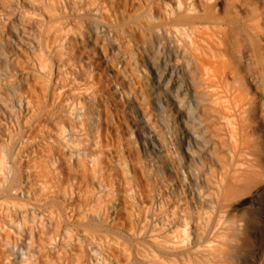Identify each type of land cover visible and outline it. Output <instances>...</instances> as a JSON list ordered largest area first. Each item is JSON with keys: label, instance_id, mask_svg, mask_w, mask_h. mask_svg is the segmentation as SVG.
Here are the masks:
<instances>
[{"label": "rangeland", "instance_id": "rangeland-1", "mask_svg": "<svg viewBox=\"0 0 264 264\" xmlns=\"http://www.w3.org/2000/svg\"><path fill=\"white\" fill-rule=\"evenodd\" d=\"M29 1L35 7L24 3L17 7L14 5L15 0H0L2 11H12L13 7L9 9L6 6L8 3L18 8L23 20L16 26L24 27L18 30L10 25L8 19L16 22L15 17L0 19V51L3 57L0 58V71H4L7 65L9 74L13 75L9 78L1 77L0 74V93L7 97L13 85L17 95L31 100L30 104H22L17 115L19 125L13 118V126L9 120L6 121L9 128L6 133L9 153L7 159L5 157L6 170H1L0 183L4 185L12 171L18 173L17 179L20 180L6 192L1 191V187L6 184H0V264H18L8 256L12 241L17 244L23 242L25 246L28 242L26 249L29 253L32 251L30 256L35 258L32 260L29 256L25 264H90L85 252L86 241H97L99 247H103H100V251L104 252L101 251V255H108L104 264H130L127 263L129 259L126 258L125 249L131 247L133 257L136 256L133 251L136 239L130 230L136 208L131 197L135 192L138 193V189L147 192L152 186L161 184L155 171L156 157L149 149L147 140L142 137L143 131L138 121L143 122V129L150 131L155 141L159 142L161 157L173 166L177 161L183 163L186 157L184 149L177 148L176 139L184 132V126L194 128L195 124L191 118H183V122L178 120V112L174 108L176 100L170 97H167L164 111L157 112L148 91L151 71H136L127 67V54L121 53L122 56H119L121 54H117L114 43L113 49H109L100 33L89 31L87 38H81L83 40L70 37L71 0H66L69 5L65 0ZM218 5L224 8L226 0H219ZM235 6L239 7L241 16L252 19L256 27L254 30L230 33L227 59L233 69L215 73L208 83L193 87L197 94L193 109L198 115L193 119L202 123L207 139L214 143L209 145V152L219 161V165L213 163V168L228 176L227 181L231 185L226 201L228 209L236 217L243 218L257 213L264 190V0H235ZM17 38H23L25 42ZM6 58L7 62L4 61ZM47 58L48 66H44L43 71L38 70V61ZM50 64L59 67L49 73ZM45 74L51 75L48 77ZM86 80L93 81L87 94L93 98L95 116L98 118L95 117L93 131L90 132L86 124H79V120H73L67 112L70 99L84 93L81 88H73ZM59 86L61 90L58 92L56 87ZM179 97L178 94L175 99ZM214 102L220 105L239 103L246 109L239 113L236 111L230 117L235 126L231 157L225 154L221 141L225 136V125L221 120L224 113L210 105ZM2 109L0 104L1 126L4 125ZM70 124L75 125L77 132L80 129L78 133L86 136L83 137L84 142L97 140L99 150L89 152L97 154L98 151L101 173L97 172L99 168L96 171L91 162H87L90 161L89 155L79 156L81 153L77 155L65 146L59 129L61 125L68 128ZM170 141L175 144L171 145ZM82 156H86L87 160ZM6 165H10L9 170ZM3 172H6V177H3ZM101 179L106 187L102 191L106 192L97 201L95 183ZM22 189L25 193L28 191L29 195H21L19 191ZM25 202L27 205H24ZM16 205L27 209L26 225L21 229L23 234L14 228L19 211ZM91 205L96 206L98 211L91 210ZM49 212L50 215L47 214ZM33 214L38 216L39 221ZM33 220L44 226L32 223ZM128 221L132 224L129 225ZM50 233H55V237ZM48 236L53 241L50 242ZM248 238L253 246L260 241L264 244V232L250 231ZM111 240L115 243H110ZM53 243L60 245L57 250L52 248L55 245ZM235 243L241 246L243 239L237 237ZM77 256L80 262L75 261Z\"/></svg>", "mask_w": 264, "mask_h": 264}, {"label": "bare ground", "instance_id": "bare-ground-1", "mask_svg": "<svg viewBox=\"0 0 264 264\" xmlns=\"http://www.w3.org/2000/svg\"><path fill=\"white\" fill-rule=\"evenodd\" d=\"M12 1L14 2V0ZM22 3L30 7H35V4L29 0H15L14 5L20 7ZM218 3L219 0L70 1L71 6L69 13L71 14L72 20L70 37L72 36L74 40L76 38L84 39V37L87 38L86 34L89 31L100 33L105 39L106 45L109 46V49H113L114 43L117 49L116 51L118 52H116L117 54H127L125 56L127 67L136 71L143 70L144 72V70L147 69L151 71V79H149L151 86L148 87V91L151 94V99L154 101L157 112L164 111L168 102L167 97H170L176 100L174 102V108L178 112L176 113L178 120H182L183 122V118H191L195 124L194 128L184 126V132H181L176 139V143L178 144L177 148L184 149L186 157L183 163L177 161L173 166L165 158L163 159L161 157L162 150L159 142L155 141L150 131L143 129L145 124L138 121L143 131L142 137L147 140L149 149L156 157L155 171H157V176L161 184L152 186L147 192L140 188L141 190L138 189V193L135 194V192L131 197L132 202L134 201L135 204L134 208H136V210L134 209V224L130 226V230H132L131 232L134 233L136 239V245L134 243L135 249L133 250L136 256L133 257V252L130 250L131 247H127L125 249L126 258L129 259L127 263L264 264V244L260 241L256 246H253L248 238V232L250 231L260 234L264 232V190L259 200L258 211L255 215H249L243 218L233 215L228 209V204L226 202L229 188H231V185L227 181L228 176L225 172L219 173L213 168V163L219 165V161L209 152V145H213L214 143H210L207 139L206 134L203 132L205 127L202 123L197 119H193L198 117L193 109V101H197V94L193 90V87L195 85H204L208 83L211 76L215 73L226 72V70L233 69V65H231V62L227 59V40L230 33L233 34L243 30H254L256 27L252 19L243 18L241 16L239 7L235 6V0H226L224 8H221ZM66 4L69 5V2ZM6 6L8 8L13 7V9L8 13L0 9V19L3 18V20H6L8 16L15 17L16 22L8 19L10 25L18 30H23V26H16L17 23H21L23 20L18 8L13 6V3H8ZM6 6L4 8H6ZM63 10H65V7H63ZM65 32L67 33L68 31ZM17 39L22 43L25 42L23 38ZM120 40L123 42L119 43L118 41ZM122 54L119 56H122ZM0 58H3L1 51ZM4 61L7 62L8 59L6 58ZM46 62L48 63V58L47 60H39L37 69L43 71L44 66L47 65ZM59 63L60 62H58V64ZM58 67L59 65L50 64L49 73H51L53 69L57 70ZM9 69L10 68L6 65V69L0 71L1 77L7 76L10 78V76H13L9 74ZM13 73L16 74V72ZM45 75L50 77L51 74ZM74 75L72 78H74ZM92 82L93 81L89 80L81 81L78 86L73 88L77 90L81 88L84 90L82 91L84 93H81V95H78L74 99H70L67 110L73 120H79V124H86L88 126L86 128L89 129L87 131L89 132L93 131L92 126L94 125L96 117V107L94 106L93 98L87 94L88 87H90ZM56 90L59 92L61 86L56 87ZM11 93L12 96H9ZM17 94V90L13 85L9 88L7 97L3 95V93H0V104L3 107L1 118L4 124V127L0 125V171L6 170L4 169L5 164H7L5 157L9 153L6 140V133L9 128H7L6 121L9 120L11 126H13V122L11 121L13 118L16 120V124L19 125L17 115L20 114L22 104L25 103L27 105L31 102V100L27 98L24 99L21 95ZM178 94L180 97L175 99L178 97ZM173 95L176 97L173 98ZM232 104L233 105H220L216 102L210 103L214 109H220L224 113L221 120L225 125V136L221 141L225 148V154L228 157H231L232 154L231 147L233 146V135L235 130V126L230 121V117L237 113L236 111L239 113V111L242 112L246 110L242 104ZM96 115H98L97 111ZM96 119L98 118L96 117ZM59 131L60 134H62V139L68 150H72L71 152H75L77 155L81 153L79 156L89 155L90 161L87 162H91L90 164L93 169L97 171L101 168L102 165L100 163L98 151L96 152L97 154L89 152L99 147L97 140L93 139L95 140L93 141L91 139V141L84 142L83 137L86 136H84V134L82 136V133H78L80 129L77 132L73 124H70L68 128L65 127V125H61ZM170 143L171 145L175 144L173 141H170ZM82 157L87 160L86 156ZM99 165H101L100 168ZM9 166L7 167L6 165L7 170H9ZM101 169L97 172H100ZM8 172L9 171H7V173ZM12 172L9 176L10 178L4 183V185L6 184L5 186L0 183L1 186H4L3 188L0 186L2 192L8 191L13 188L14 185L16 186L15 183L18 180L16 174L18 173L14 171L12 174ZM4 173L6 172H3L2 175H5ZM99 176L101 177V174H99ZM3 177H6V175ZM102 179L96 180L95 183L97 201L106 192L102 191L105 187ZM95 188L93 187L92 189L94 190ZM27 192L28 191L25 193L23 189L19 191L21 195H29ZM91 194L93 195V191H91ZM105 197L108 198L107 195ZM25 204L26 202L24 205ZM16 206L19 211L14 228L18 231L20 230L23 234V230L21 229L25 228L23 225L25 224L27 209L21 208V205ZM111 207L115 209L114 206ZM90 208L93 211L98 209H96V206L94 207L92 205ZM103 208L104 207H102V210H104ZM118 209L117 207L116 210ZM47 214L50 215V212ZM32 216H30V218ZM37 217L38 216L35 218ZM51 217L53 216L51 215ZM35 218L33 219L36 220ZM39 218H41V216ZM47 219L50 220V218ZM38 221L32 223L37 224ZM128 222L130 225L131 221ZM39 223L41 224V222ZM41 225V227L44 226L43 224ZM30 228L32 229V227ZM25 232L26 231H24V233ZM53 234L52 236H54ZM237 237L243 239L241 246L235 243ZM51 241H53L52 238ZM12 242L13 243L9 244L8 256H11L18 264H25L32 253V251L29 253V250L27 251L26 249L28 247V242L26 243V240H24L27 247L25 244L23 245V242H20V244L14 241ZM98 243L97 241H86L87 250L85 252L87 260L89 261L88 263L90 264H104V262L107 261V254H104L105 257L103 254L101 255L102 250L100 251V247L102 246L99 247ZM110 243H112V240ZM53 244L55 245H52V248L55 250L60 246L56 243ZM64 245L66 247V244ZM66 248H68V246ZM101 249H103V247ZM70 253L72 254V251ZM110 257L108 259H110ZM30 258L33 260L35 256L33 258L30 256ZM68 260L65 261L68 262ZM75 261L80 262V257L77 256ZM120 264L123 263L120 262Z\"/></svg>", "mask_w": 264, "mask_h": 264}]
</instances>
